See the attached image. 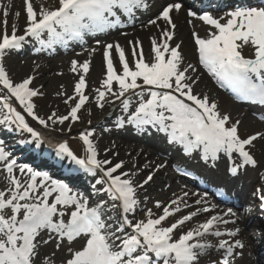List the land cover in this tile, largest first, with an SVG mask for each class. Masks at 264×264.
Instances as JSON below:
<instances>
[{
  "label": "snow or ice",
  "instance_id": "1",
  "mask_svg": "<svg viewBox=\"0 0 264 264\" xmlns=\"http://www.w3.org/2000/svg\"><path fill=\"white\" fill-rule=\"evenodd\" d=\"M24 3L27 23L23 35L17 34L15 24L11 34H8L9 11L4 9L0 61L7 50L20 48L28 37L44 44L45 41L41 37L47 33L50 37L48 47L56 42L66 44L68 39L83 40L85 33L95 34L118 25L120 10L132 17L135 11L147 9L149 6L146 0H58V6L55 8L45 7L43 4L36 8L33 0H24ZM0 7H3L2 3ZM181 8V3H170L162 9L156 19L149 21L150 24H157L159 20H163L170 26L162 30V36L165 38L162 43L152 39V61H145L139 42L133 43L132 46L134 64L131 67L124 48L118 43L105 46L106 78L102 81L103 90H95L98 106L104 107L103 101L108 93L120 99L130 90L134 91L144 85L163 90L150 91L151 99L139 104L136 111L129 116L128 123L137 127L146 124L159 125L162 131L169 134L172 141L182 144L186 152L202 150L203 159L206 161L216 160L220 153L230 157L235 154L242 158V164L230 169L233 174L239 167L256 166L257 160L251 149L255 141L264 139V132L242 137L239 133V121L229 124L230 117L222 114L214 101L210 102L207 95L194 94L195 81L190 72H195L196 69L192 64L182 67L180 44H169L176 29L170 14L173 11L179 12ZM188 14L197 16V13L192 11ZM19 15L18 11L15 12V16ZM198 18L210 26L207 37L202 38L198 33H193L195 45L198 47L199 63L221 86L232 88L238 98L264 105V6L240 5L219 17L209 11H203ZM246 46L254 49L253 57L243 55ZM114 48L118 50L121 73L116 71L113 62ZM92 51L95 52L96 49ZM78 65L83 75H80L75 85L76 96L69 97V100L78 97V102L71 108L69 115L56 117L53 112L45 120L34 111L36 105L33 98L41 94L37 89L30 87L34 77L30 76L15 83L0 62V85L3 86L0 91L7 90L6 95L0 96L2 108L7 110L0 123L14 124L18 129L27 131L34 139L36 147H39L44 143L42 134L34 130L21 111L13 106V97L23 106L28 116L44 127L49 126V121L56 122L53 117L61 124L69 120V117L72 121L78 120V112L89 100L84 89L87 87L85 75L89 72L90 61L79 63L73 60V72L78 71ZM138 80L142 83H138ZM113 82L118 83V92L112 91ZM67 102L66 100L65 103ZM122 103L127 109L129 101L125 99ZM92 135V132L81 135L88 153L84 158L77 157L67 143L56 146L58 155L67 156L74 164L93 174L99 170L102 175L97 184H107V188L99 191L106 192L112 201L121 202L124 213L133 211L139 202L136 199L137 186H134L130 173L118 172L123 168V162L112 165L110 160L98 159L97 149L90 138ZM0 162L4 164L9 184L6 189L0 190V264H36L41 243L38 237L45 230L56 234L59 240L57 249L65 240L69 245L78 239L84 241L78 249L68 248L71 255L64 264H199L201 257L210 254L212 250H222V258L213 264H231L230 258L235 255L236 250L244 247L239 239L234 242L223 239L216 244L206 239L208 236L235 237L239 234V228L224 233L217 227L219 224L236 222L232 219L236 213L231 208L223 214L211 215L205 222L180 234L178 238H174L175 231L185 222L192 220L197 212H191L167 227L163 226L162 222L174 212L180 211V204L184 203L182 197L172 200L158 217L154 218L152 210L148 209L146 219L134 222L125 216L122 218V224L126 227L113 228L104 218L105 201L90 207L88 201L80 194L74 193L68 185L53 180L46 172L36 171L27 165L19 166V173L25 177L23 180L19 178L14 172L17 161L10 158L2 142ZM152 178V175H149L144 183H148ZM260 198L264 201V195ZM202 202L206 203L203 199L196 201L197 204ZM156 206L159 208L160 202H157ZM172 206H176L174 210H170ZM185 206L187 207L186 203ZM202 211L210 212L212 209L205 207ZM42 243L47 244L49 240ZM41 264L54 262L46 257Z\"/></svg>",
  "mask_w": 264,
  "mask_h": 264
},
{
  "label": "bare ground",
  "instance_id": "2",
  "mask_svg": "<svg viewBox=\"0 0 264 264\" xmlns=\"http://www.w3.org/2000/svg\"><path fill=\"white\" fill-rule=\"evenodd\" d=\"M154 1L153 4L151 2ZM170 0H146L147 4L149 5L147 9H140L137 10L132 17H128L125 22L121 23V25H116L115 27L102 31L101 34L99 32H96L93 34V38H91V43L96 40H101L102 42L99 44V47L104 46L105 44H113V42H118L121 43V47L124 48L126 56L129 61L133 59L131 55V50L133 43L139 42L141 43L140 47H142L145 50H148L152 47V39L155 38L157 42H159L160 38L164 40L165 38L162 37V30L165 28H168L170 26L166 25V23L161 20V24L157 26H152L148 23L149 19V14H156L158 12V7L164 6L167 4ZM194 19L189 18L186 16L185 13H179L177 17L173 18L174 23L176 24V29L174 30V37L171 40V43L173 46L176 44H180V52L183 57V64L182 67L187 66L188 64L194 65L196 71L195 72H190V74L193 77V80L195 83L193 84V92L194 94H198L199 91L204 92V95H207L209 97L210 102H215V97L213 94L208 93L207 90L211 88L212 84L209 81L208 74L201 68L199 67L196 62L198 59L197 57V50L194 48L193 43H192V38H193V33H198L202 37H207L209 34L210 26L205 24L203 21L202 22H193ZM191 21V22H190ZM137 24L140 26L138 27ZM126 30L124 33H121V31ZM150 41V42H148ZM90 43V44H91ZM130 43L132 46L129 48H125V44ZM70 44V43H69ZM68 44V45H69ZM78 47L81 46H89L88 42H76ZM171 45V46H172ZM70 48V45L67 47V49ZM60 50L53 51L54 54H48L46 58L40 59L37 58L38 62V69H42L44 74H48V76H45L42 80L45 85H48V88L53 86L54 84L59 85L60 87H70L71 89L75 90V85L78 82V78H75V75L77 72L72 71V66H68V61L72 58H58L57 54ZM85 54V53H83ZM82 55V54H81ZM115 58V57H113ZM150 61H152L153 57L150 55L149 58ZM100 68V71L102 74H105L104 69L102 68L101 61L99 60V57L97 61H95ZM56 63V67H53V64ZM65 65V68H61L62 65ZM118 65L116 66V68ZM131 67V65H130ZM67 70V73H63L61 76L58 77L59 72ZM56 71V72H55ZM96 75L95 71H91L90 76L92 78H86V83L87 87L84 89L86 90L87 94L89 95L88 97L91 99V93H96V89L102 87V78L101 77H94ZM94 83V84H93ZM138 83H142L140 80H138ZM155 88L151 86L144 85L142 88H138L133 90H130L128 93L125 94V98L129 97V99L137 98L139 94H145L148 90H153ZM103 90V88H102ZM160 91V89H158ZM116 92H118V89H116ZM91 103V102H89ZM227 106L233 107L235 110L237 106L232 105L231 103H227ZM123 110L122 106H119L118 109L114 110L112 113L113 116L118 115L119 111L121 112ZM256 107H252L248 109V112L245 113L244 118H243V126L241 127V132H245V130H249V133L252 132V134L255 132H261L259 125H253L252 124V116L256 114L257 112ZM83 114L81 116V111H80V119L83 121ZM70 125V121H67L65 124L59 125L58 123H52V126L57 129L56 132L60 133L63 132L64 129H67L68 126ZM105 124L101 122L100 128H104ZM113 130V129H112ZM97 139L96 136H93ZM93 139V138H91ZM99 140V139H97ZM173 143L169 141H165L159 137H153L151 139H145L144 141L141 140V138H137L135 136H132L129 131L122 129L115 131L113 137L111 139L106 140L104 143V147L101 148V160H110L112 161V165L123 162V167L127 168H122L118 172H125L124 170H130V169H135L138 168L140 170L146 171L147 169H158L157 176L162 181V183H169V182H174L176 181L175 178L172 177L170 173L166 174L167 176H161V174L166 173L167 167H158L159 165V159L157 158V155L155 151L151 150V147H153L158 153L163 147L169 148L168 146H171ZM44 148L42 151H44ZM41 151V152H42ZM251 153L257 157V166L256 170L253 167L252 170H255V175L252 178L251 183L254 184V182H257L258 184H261V187L264 186V139H258L257 141L254 142V147L251 149ZM131 157V158H129ZM126 162H129L128 164ZM224 160L220 163L221 166L223 165ZM75 165V164H73ZM139 165V166H138ZM111 165H105V167H109ZM138 166V167H137ZM83 172V171H82ZM84 173V172H83ZM85 174V173H84ZM89 175H95V176H100L102 173L95 172V174L91 173ZM136 175H141L144 176L143 173L140 174H133L130 172V177L133 181L134 186L137 185L138 179L135 177ZM86 176V174H85ZM20 178L23 180L25 177L20 175ZM87 178V176H86ZM107 187V184H104L101 188L97 186L95 183H91V189L95 191V199L93 203L96 205L101 202L105 201L106 203L104 204V212L108 214L110 217V222H118L120 216H124L125 214H121V208H119L118 202L117 201H112L109 197V195L104 192V191H99L100 189ZM175 189H178V187H174ZM165 193L161 194L159 196V202H163L165 198L170 197L171 192L170 190L167 192L166 189ZM80 193L82 191H79ZM241 201V202H240ZM239 204H247L250 207L252 206L251 203L248 201V195L247 194H242L239 197ZM116 205L115 207L113 205ZM239 207V206H238ZM235 207V208H238ZM194 211L197 212V215L203 216L204 214H208V212H203L201 208L199 207H192ZM217 214H223L224 212L227 211V209H219L217 210ZM233 211L236 213V216L233 217L236 222L235 223H228L224 224L222 228H219L221 232L227 233L229 231H233L237 228L240 229V232L237 236L232 237L228 235L226 238H229L228 240L230 242H234L236 239H239L243 242L244 247L243 249H237L236 253L233 257H231V264H256L254 261V254L255 250L253 246L250 243V237H243L242 236V226L247 225V217L249 215L248 211L242 212V211H237V209H233ZM128 213V212H127ZM258 210L256 213H252L250 216L252 217H258L259 215ZM208 215H205L203 218L198 217L195 218L194 220L197 219H203L206 220L208 218ZM173 218V217H172ZM229 217H225V219H228ZM222 226V225H221ZM218 241L214 242L216 244ZM222 251V250H220ZM219 258L215 254L212 255V258L210 259L211 261H217ZM206 262V261H205ZM204 262V263H205Z\"/></svg>",
  "mask_w": 264,
  "mask_h": 264
},
{
  "label": "rangeland",
  "instance_id": "3",
  "mask_svg": "<svg viewBox=\"0 0 264 264\" xmlns=\"http://www.w3.org/2000/svg\"><path fill=\"white\" fill-rule=\"evenodd\" d=\"M0 3H2L3 7H0V35L3 34L4 31V24L3 21L5 19L3 12L4 9L7 8L9 11V14L7 16V21H8V25H7V32L10 35L13 28V24H15L16 28H17V34L18 35H23L24 34V30L26 27V23H27V18H26V12H25V3L24 0H11V3L9 4V0H0ZM34 3V7L39 8L41 4H43L45 7H52L55 8L58 6V0H33ZM160 10V9H159ZM159 10L158 13L156 15H154V18L156 19L158 14H159ZM19 12L20 15L19 17L15 16V12ZM13 14V16L11 15ZM153 18V15H150L149 19L151 20ZM149 20V21H150ZM45 35V34H44ZM46 35H48L46 33ZM150 42V41H148ZM161 41L159 40L158 43H160ZM142 43V42H141ZM141 43H139V46L141 45ZM193 43L194 39H193ZM119 45L121 43H118ZM92 45H94L92 43ZM115 45V44H114ZM31 45H25L23 48H18V49H11V51L9 52L6 51V53L4 54L3 58H2V62L3 65L6 64L7 65V69H9L10 73H8L9 77L15 82V83H19L22 82L24 79L28 78V77H34L32 84L30 85V87L37 89L39 91V93L36 97L33 98V103L36 105L34 111L35 113L44 118L45 120L48 119V117L50 115H52L53 112L56 113V117L59 116H64V115H69L71 108L75 106V103L78 102V97H76L75 99H71L69 100V97H75V90L74 92L72 91V89L70 87H60L57 84H54L53 86L48 88V85H45L44 82H42L43 78L45 76H48V74H44V72H42L43 70L41 69V73L42 75L40 76L39 71H37V65L35 64V60L29 58V61L26 62V58L24 57V54L21 55H17V52H25V51H29L31 50L32 53H39L41 51H44V49L39 48L38 50H32ZM121 46V45H120ZM132 45L130 43L125 44V48H129ZM249 47V46H247ZM89 54L85 57V58H81V59H77L76 61H78L79 63H83L85 60H89L90 61V67H89V72L85 75V79L86 78H92V76H90L91 71H95L96 75L94 77H101L102 81L106 78V74H102L100 71V68L98 67V65H96L97 63L95 61H97L98 57L99 60L101 61L102 68L104 69V72H106V68H105V63H104V52H105V45L99 48H89ZM92 49H96L95 52L92 51ZM250 50V47H249ZM9 52V54H8ZM144 52V59L145 61L148 60L150 58V55L152 57H154V53L152 52V47L148 50L143 49ZM113 56L116 58V64L119 65L122 69V66L118 60V50L117 49H113L112 50ZM78 54V53H75ZM74 54V55H75ZM249 54L253 57L254 56V49L250 50ZM248 54V55H249ZM79 55V54H78ZM25 60L23 66H20V61L21 60ZM134 64V60H132V64ZM36 66V67H35ZM56 67V63H54V66ZM65 65H63L62 68H64ZM36 72V73H35ZM56 72V71H55ZM61 73V72H59ZM80 75H83L82 69L79 68L78 65V71L77 74L75 75V78L80 77ZM61 75H58V77ZM87 84V83H86ZM94 84V83H93ZM115 87L118 88V83L117 82H113L112 85V91L115 92ZM0 89H3V86L0 85ZM119 89V88H118ZM7 94V90L4 89L3 91H0V96L6 95ZM202 92H198V95H202ZM92 99L91 103L86 102L85 106H83V108L80 110L81 111V116L83 114V121L80 119V111L78 112V116L79 119L76 121H72L71 117H69L70 121V125L68 126L67 129H64L63 132H56L57 129H55L52 126V121H49V126L48 127H44L43 125H40L38 123V121L34 120L31 116H28L27 112L23 109V106L19 105V102L15 100V98L13 97L11 99V102L16 103L18 106H20L22 108L21 111L24 112V116L26 121L29 123V125L31 127L33 126H37L40 128L41 134L45 135L47 138L49 139H55L54 141H61V143L64 142H70L71 140H73L74 142H80L79 140L83 141L81 139V135L85 134L87 132H92L93 135L97 137V140L95 137H93V135L90 138H93V142L95 144V147L97 149V151L99 152V154L101 155V148L104 147V143L106 142V140L111 139V137H113L114 135V131L112 130V128H115V126H107L105 128H99L98 124H100V122H104V123H115L112 121L110 115H107L102 117V120L99 119L102 110L106 109V104H108L109 106L107 107L108 109L111 108V103L110 101H113V99L115 98L111 93H108L103 101L104 103V107L101 108L98 106L97 103V92L96 93H91ZM140 99V98H139ZM139 99H136L134 101V103H131V106H134V104H136V101H138ZM68 101L67 103H65V101ZM224 99H222L220 97V99L218 101H216V104L222 108L221 111L223 112L222 114H227L230 117V121L232 123H235L236 121H239V129L243 126V115L245 113V108L244 107H240L238 106L235 110H233V107L227 106L224 102ZM226 100V99H225ZM93 102V103H92ZM120 102V100H117L115 105H117ZM108 109H106V112L108 111ZM239 112H238V111ZM132 111H134V108L132 109ZM238 112L237 116H234L236 113ZM7 114V110L2 108V104H0V120L3 119L4 115ZM129 115V114H128ZM56 117H53L54 120H56L55 123H58L59 125H62L59 120L56 119ZM127 116L124 118L125 121H127ZM235 118V119H234ZM99 122V123H98ZM66 122H64L63 124H65ZM16 127V128H15ZM87 129L86 131H83V129ZM0 136L3 134L9 135L10 137H16L20 140H24L28 141L29 136H28V132L18 129L16 125H9L6 123H0ZM252 132L249 133V130H245V132L240 133V135L242 137H246L248 135H251ZM14 135V136H11ZM8 143V142H6ZM81 144V143H80ZM10 146H13L14 143H9ZM84 149L86 151V147L83 145ZM168 152V151H167ZM165 157H167V154L165 155ZM165 157H161V159H163V161H165ZM131 158V157H129ZM181 158L178 156L177 157V162L180 161ZM202 158L200 155L195 156V157H185L184 158V163H183V167L184 166H188L190 165L192 162H199L201 161ZM168 162V160H166ZM127 164L129 162H126ZM173 164V163H172ZM139 166V165H138ZM137 166V167H138ZM171 166V165H170ZM168 166V169L171 170L174 175H176L173 170L172 167ZM123 168H127V167H123ZM4 169V164L3 162H0V170ZM17 169V168H16ZM137 169H130V170H124L125 172H132L133 174H135L134 172L137 171ZM17 172H15V174L18 176V170H16ZM155 170H151L148 173L144 172V177L142 178H138L139 179V183H138V190L142 191V193L138 192V200H139V206H137V209H135V213L132 215V220L138 221V220H142V219H146V215H147V210L151 209L153 214H154V218L158 217L159 215L163 214V208L165 206H169L171 204L172 200H178L179 198H183L184 203H181L180 205L185 206V203L187 205H192L195 204L196 201L198 200L197 197H191L190 194L188 193V184L186 182V180L181 179L180 178V184L182 185V189L180 191H178L177 193H173L172 196H170V198H165V200L163 202H160V207L158 208L157 202H159V196L163 193H165L164 190V186L167 187V189H174L173 187H175L176 185H178L180 187V184L177 183H173L172 185H163L159 183V178L156 177L155 178V184L147 187L145 189H142L143 185H144V181L146 180V178L148 177V175L150 174H155ZM4 176H8L6 170L5 171H1L0 172V179L3 178ZM177 176V175H176ZM140 177V176H139ZM245 181V179L243 180ZM244 186H247V182L243 183ZM2 185H6L5 187H3L1 190L6 189L9 184L5 183ZM142 185V186H139ZM261 184L256 185L255 187H259ZM168 190V191H169ZM167 191V192H168ZM170 192H172V190H170ZM184 193H187L188 195L185 196ZM256 191L255 188H252V199L253 201L256 200ZM149 201H152V204H149ZM176 206H173L172 208H170V210H173ZM183 216H185L184 213H180L179 217L182 218ZM65 219L67 220V217H65ZM121 221V220H120ZM118 221L117 224H115V226H121V222ZM196 225H193L191 223H189L187 225L188 228H193ZM47 230L41 232L40 236L38 237V240L40 239V237L42 235H46ZM59 242L58 238L55 239V241L52 244L46 245V247L42 248L41 245H39V255L36 258V264H41V261L44 260L46 257L51 258V260L54 262V264H64V261L66 259H68L71 255V253H69L68 248L72 247L73 249H78L81 247V245L84 243L83 240L78 239L77 241H74L71 245H69L67 243V241L65 240L59 249L56 248V244ZM211 254H213L211 252Z\"/></svg>",
  "mask_w": 264,
  "mask_h": 264
}]
</instances>
